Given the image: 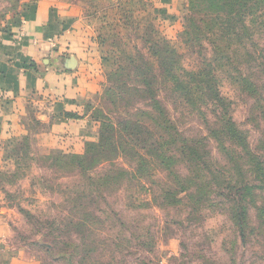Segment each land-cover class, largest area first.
<instances>
[{
  "label": "rangeland",
  "instance_id": "obj_1",
  "mask_svg": "<svg viewBox=\"0 0 264 264\" xmlns=\"http://www.w3.org/2000/svg\"><path fill=\"white\" fill-rule=\"evenodd\" d=\"M38 5L63 21L93 128L43 137L29 101L0 116V264H264V59L197 77L213 38L187 42L191 0H0V27ZM102 124L110 147L85 156Z\"/></svg>",
  "mask_w": 264,
  "mask_h": 264
},
{
  "label": "crops",
  "instance_id": "obj_2",
  "mask_svg": "<svg viewBox=\"0 0 264 264\" xmlns=\"http://www.w3.org/2000/svg\"><path fill=\"white\" fill-rule=\"evenodd\" d=\"M186 1L166 0L176 7ZM15 25L0 27V116L12 114L29 101L40 111L39 122L54 123L43 137L89 136L86 133L93 124L83 116L80 62L63 32V21L38 5ZM66 112L77 113L79 118H67Z\"/></svg>",
  "mask_w": 264,
  "mask_h": 264
},
{
  "label": "trees",
  "instance_id": "obj_3",
  "mask_svg": "<svg viewBox=\"0 0 264 264\" xmlns=\"http://www.w3.org/2000/svg\"><path fill=\"white\" fill-rule=\"evenodd\" d=\"M191 2L195 3L197 8L199 6L202 7V9L193 11V16L202 14L201 17L203 19L189 15L187 19L189 25L186 29L188 31L186 32L187 42H190L193 46H199L201 42L199 34L202 37H206V33L209 32L213 38L210 41L213 45V54L211 55V60L204 65L208 69H200L201 71L196 73L197 77L210 78L215 71H221L227 76L236 73L233 75H238L242 79L240 70L236 69L237 63L232 60V58L237 56L244 59L245 61L243 62L249 67L251 65L258 68L261 67V65H258V61L259 59H264V55L260 56L257 53L258 45L255 44L254 37L264 31V0H191ZM196 20L202 24V27L196 24ZM158 49L160 50L155 52V54H158L161 67L164 66V71L167 75H170L169 70L174 64L173 55L175 52H170L167 49L164 53H161V48ZM165 54H167L166 58ZM215 65L216 69L212 68ZM171 82L174 85L173 78ZM64 115L70 119L79 118L77 114L70 112H66ZM97 136V143L87 147L84 153L85 156H93L98 151H105L107 147H110L109 143L114 134L112 129L110 130L102 124L98 128ZM138 138L143 142L140 134H138ZM56 155L55 160L57 162L71 163L70 158H72V161L75 159L73 156H65L62 151ZM75 161L79 165L84 163V159L80 157H77Z\"/></svg>",
  "mask_w": 264,
  "mask_h": 264
},
{
  "label": "water",
  "instance_id": "obj_4",
  "mask_svg": "<svg viewBox=\"0 0 264 264\" xmlns=\"http://www.w3.org/2000/svg\"><path fill=\"white\" fill-rule=\"evenodd\" d=\"M73 63V59H72V61H71V64ZM71 67H73V64L71 65Z\"/></svg>",
  "mask_w": 264,
  "mask_h": 264
}]
</instances>
